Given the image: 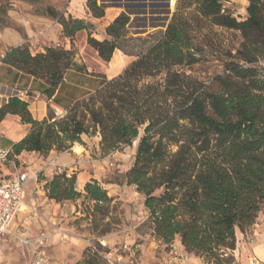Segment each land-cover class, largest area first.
<instances>
[{
	"label": "trees",
	"instance_id": "trees-1",
	"mask_svg": "<svg viewBox=\"0 0 264 264\" xmlns=\"http://www.w3.org/2000/svg\"><path fill=\"white\" fill-rule=\"evenodd\" d=\"M96 1L86 0L87 8L102 18ZM223 1L177 0L159 39L138 54L121 50L133 61L111 79L100 75L99 87L61 117L35 120L17 98L0 107V122L16 115L29 127L12 146L13 156L64 152L95 136L100 152L109 154L137 140L125 178L144 198L152 237L164 245L178 239L188 258L205 264L233 261L236 231L243 235L264 208V0H247L243 19L225 11ZM163 9L157 14H168ZM138 14L121 12L101 39L91 37L94 27L83 19L61 17L60 25L65 38L85 31L99 60L109 63L119 41L130 38V15ZM212 28L238 33L239 43L234 53L224 52L222 72L201 81L184 69L202 60ZM1 63L54 90L67 72L82 73L72 53L59 48L32 55L26 47H12ZM43 189L48 200L83 199L87 212L110 219L113 199L95 181L81 193L75 175L61 173ZM83 258L84 264L100 260L92 248Z\"/></svg>",
	"mask_w": 264,
	"mask_h": 264
},
{
	"label": "rangeland",
	"instance_id": "rangeland-1",
	"mask_svg": "<svg viewBox=\"0 0 264 264\" xmlns=\"http://www.w3.org/2000/svg\"><path fill=\"white\" fill-rule=\"evenodd\" d=\"M161 0H97L98 6H112L122 12L130 11L151 12V7H161ZM177 2V0H174ZM71 0H0V34H10L22 41L21 47H26L32 55L44 53L46 48H59L72 53L73 62L82 68V73L69 71L59 87L58 99L68 104L75 102L90 92L96 90L101 84L100 75L107 79L119 75L130 63L131 59H122L121 66L112 70L110 62L99 60L96 52L87 44V35L77 33L72 39L65 38L62 34L60 18H73ZM247 0H224L223 9L237 19L245 17ZM159 8V7H158ZM175 8L168 9V14H159L143 18L142 14L136 16L128 31V39L121 40L118 48L126 53L138 54L155 43L161 36L164 28H154L150 32L138 33L142 26H163L167 23ZM87 34V33H86ZM206 34V32L204 33ZM91 37L99 39L97 33L91 31ZM29 38V39H28ZM18 41V42H19ZM17 41L3 43L6 49ZM209 46L204 49L202 60L184 71L201 80L207 81L215 74L222 72L224 52L234 53L239 43L238 33L212 28L208 36ZM3 49V48H1ZM5 53V52H4ZM0 50V63L3 58ZM111 61V60H110ZM264 67V62H262ZM83 145L74 144L69 150L57 152L52 150L46 155H32L23 157L20 164L26 168L28 181L25 184L24 195L27 209L23 210L10 226L7 233L0 235V264H30L33 245H25L22 236L35 239L44 234L47 239L45 255L50 264H84L87 259L82 257L73 261L75 248L70 246L72 234L77 235L81 244L92 248L100 257L95 259V264H108L105 258L117 260L119 264L126 263L125 257L132 261L136 259L133 247L135 243L147 241L146 246L154 249L150 236L152 225L149 223V212L144 208V198L136 192L134 186L126 184V173L134 162L137 140L131 146L109 154H102L99 149L97 136L83 137ZM66 173L67 177L75 175L76 189L83 192L84 185L95 181L107 195L113 199L109 208V218H102L99 213L87 212L83 199L74 203L78 205L77 216L61 211L53 200H48L44 186L53 176ZM82 188H78V184ZM87 207L91 203L84 202ZM264 208L257 215L255 224L246 232L245 238L254 235L255 230L263 234ZM106 229L107 233L100 237L99 231ZM108 239L110 243L103 244L102 240ZM172 242L170 245H173ZM170 245L158 244L161 251H166ZM111 253V254H110ZM85 260V261H84ZM225 264H235V260Z\"/></svg>",
	"mask_w": 264,
	"mask_h": 264
},
{
	"label": "crops",
	"instance_id": "crops-1",
	"mask_svg": "<svg viewBox=\"0 0 264 264\" xmlns=\"http://www.w3.org/2000/svg\"><path fill=\"white\" fill-rule=\"evenodd\" d=\"M163 1L164 0H161L160 2ZM164 4L165 3L163 2L162 5ZM70 5L73 11L71 12L73 17L83 19L87 23H90L94 27V32L98 34L97 36L99 39L102 38L105 28L122 12L121 9L106 6L103 7L104 16L102 18H93L87 8L86 0H71ZM158 7H151V12H140V14H142L143 18H148L147 20H149L152 16L159 15L156 11L159 10ZM126 9L127 10L123 12L126 13L127 11H130V9ZM136 16L138 15H130L131 21L128 25V31L131 27V23L135 21ZM159 27L164 28L159 25H145L140 27L139 32L152 35V32L150 31ZM80 33L87 35L85 31ZM12 41H17L13 46L22 45V41L20 42L15 36L10 34H0V46H2L3 43H9ZM0 50H2L1 56H3L4 52L7 50L6 46L0 47ZM117 54H119L122 59H131L129 63L133 61V57L124 55L119 50H116L113 53L112 58ZM59 87L55 90L49 88L43 81L29 77L12 67L0 63V107L4 106L10 98H17L28 104V110L33 119H56L61 117L73 103L65 104L59 101ZM28 129L29 127L27 125L21 124L18 116L6 115L0 122V148L10 149L12 151V146L26 135ZM32 155H35V153L23 152L19 156H14L15 166L10 164L3 166L1 168V177H14L16 171L25 172L26 168L22 166L23 164H20V161L23 157H31ZM76 179L77 181L79 180L78 177H76ZM77 184L78 188L81 189L82 185L79 184V182H77ZM58 207L61 208V211L65 210L69 215L77 216L79 213L77 210L78 205L74 202H65L62 205H58ZM21 213H23V211ZM21 213H19L14 220L17 219ZM262 230L264 232V228H262ZM151 238L155 245L154 249L146 246L147 241H144L143 243H135L133 249L137 253L136 259L132 261L130 257H125L124 261L127 262L123 264H204L198 258H188L184 254L178 239L174 241V244L171 245L169 249L161 251L158 246L160 242L156 241L152 236ZM236 240V249L233 252L235 264H249V259L251 258H256L259 260L260 264H264V233L262 234L260 230H255L253 236L245 238L239 231H236ZM102 243L108 244L110 242L108 239H103ZM69 245L75 248V256L73 258V261L75 262L82 257L86 246L81 244V240L77 239L75 233L72 234L71 244ZM184 256L187 257L186 260L183 259Z\"/></svg>",
	"mask_w": 264,
	"mask_h": 264
},
{
	"label": "built area",
	"instance_id": "built-area-1",
	"mask_svg": "<svg viewBox=\"0 0 264 264\" xmlns=\"http://www.w3.org/2000/svg\"><path fill=\"white\" fill-rule=\"evenodd\" d=\"M163 2L167 4L168 9L175 6L174 0H164ZM6 164L15 166L14 156L10 149L0 148V235L7 233L14 218L24 209V188L29 179L26 171H16L14 177H1V168ZM22 242L25 245H33L30 264H50V260L44 251L47 245L44 234H40L35 239L22 236ZM186 258L183 257L185 260ZM105 261L108 264H119L120 257L117 260L105 258ZM249 264H260V262L256 258H251Z\"/></svg>",
	"mask_w": 264,
	"mask_h": 264
},
{
	"label": "bare ground",
	"instance_id": "bare-ground-1",
	"mask_svg": "<svg viewBox=\"0 0 264 264\" xmlns=\"http://www.w3.org/2000/svg\"><path fill=\"white\" fill-rule=\"evenodd\" d=\"M114 12V11H113ZM110 68L112 69V70H115V69H118V68H120V66H121V61H120V59L118 58V57H113L112 59H111V61H110ZM25 209H27V207H26V205L24 206V209L23 210H25ZM22 210V211H23Z\"/></svg>",
	"mask_w": 264,
	"mask_h": 264
},
{
	"label": "water",
	"instance_id": "water-1",
	"mask_svg": "<svg viewBox=\"0 0 264 264\" xmlns=\"http://www.w3.org/2000/svg\"><path fill=\"white\" fill-rule=\"evenodd\" d=\"M164 7H166V8H167V4H166V3L164 4Z\"/></svg>",
	"mask_w": 264,
	"mask_h": 264
}]
</instances>
